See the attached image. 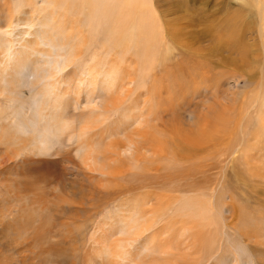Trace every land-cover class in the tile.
<instances>
[{"label": "rangeland", "instance_id": "374dc122", "mask_svg": "<svg viewBox=\"0 0 264 264\" xmlns=\"http://www.w3.org/2000/svg\"><path fill=\"white\" fill-rule=\"evenodd\" d=\"M259 1L264 8V0ZM141 2L140 8H120L123 26L145 18L124 37L121 29L114 35L115 18L110 17L115 12L79 15L74 10L77 16L72 11L69 18L46 10L50 27L64 37L60 44H67L60 27L69 22L74 25L68 36L80 45L52 88L48 79L29 83L39 67L35 56L9 83L22 34L30 40L44 29L30 16L31 8L44 9L40 0H0V264H117L114 247L125 239L123 218L132 210L147 213L148 232L128 247L139 254L135 261L129 257V264H264V39L248 33L264 24L257 2ZM14 3L26 12L19 22ZM198 17L207 20L194 24ZM152 22L166 49L157 50V62L145 50L146 42L161 40L147 33ZM204 30L212 33L209 39L201 37ZM226 31L247 44L246 58L206 52L211 42L218 46L212 36ZM37 56L41 63L48 61L49 69L53 61ZM63 59L54 60L57 70ZM92 74L96 86L91 92L76 86ZM62 123L68 125L64 131ZM185 135L197 140L193 148ZM174 140L193 158L176 163L167 153ZM82 141L90 151L84 152ZM186 169L193 177L175 183L198 190L165 193L159 177ZM189 198L211 203L201 214L215 223L206 234L208 244L201 242L192 217L199 208L182 210V216L178 211L182 204L176 200ZM46 248L52 249L50 256ZM38 255L48 263L37 261Z\"/></svg>", "mask_w": 264, "mask_h": 264}, {"label": "bare ground", "instance_id": "6f19581e", "mask_svg": "<svg viewBox=\"0 0 264 264\" xmlns=\"http://www.w3.org/2000/svg\"><path fill=\"white\" fill-rule=\"evenodd\" d=\"M18 1V0H17ZM21 1V0H20ZM257 2V8H256V13L258 15V20L262 23L264 22V8L262 6V3L259 1V0H254ZM21 3V2H18V4ZM14 8H15V11H14V14L17 16V22L20 21V19H22V17L24 15H26V12H21V9H20V5H17L16 3H14ZM142 5V2L141 0H40V6L44 9L42 10V12L38 13L35 11L34 8H31V12H30V16L32 17V19L34 20L35 18H38V27H41V28H44V29H38V33L36 36H33L32 39H28V37L30 36L28 33H23L22 34V38L18 41V47H19V53H18V58H16V62L14 64L13 67H11V69L9 70V73H10V81L9 83L10 84H13L14 83V80H13V75H16V74H19L20 71L24 68L25 66V60L29 57H36L39 59V57L37 55H40V56H45L47 57L49 60H52L53 62H50L51 66L49 69H45V66L48 65V61H44L43 63L39 62V60L37 59V62H38V65L39 67H37L36 71L33 72L32 77H33V80H31L29 83L34 85L35 83L37 82H40V81H43L45 79H48V86L49 87H54L55 85H57L59 83V73L61 72L62 69L66 68L68 66L69 63H71L70 61L73 60L74 58L77 57V53L79 52V48H80V45L78 42L74 43V42H71L68 34L71 32L70 31V28L72 25H74V23H69V22H65L61 27H60V30L62 29L63 31L66 32V37H65V43H67L66 45H61L60 43L62 42L63 38L64 37H60V34L58 33L57 35L55 34V32L52 30V28L50 27V23L49 21H47V19H45V16H44V13L47 12L46 10H51L53 12H50V16H54V13H60L61 11L62 12H65L67 14V17H72V15H69L70 12H72L71 14H74V10H76V13L77 14H81L82 12H86V13H92L93 15L95 14H98L97 11L99 12L100 10L104 11V12H107V13H116L114 15V17H110L113 21V19L115 20L114 23L112 24L113 25V31L115 32L114 35L116 34L117 30L118 29H121L124 34H122L121 36L124 37V36H130L129 34L134 30V28L136 27V25H139L138 23H142L145 18H141L139 19L138 21L134 20L131 22L130 25H125L123 26V21H120V15H119V12H120V8H123V6H129L131 8H140ZM230 5V3H229ZM232 5V4H231ZM230 5V6H231ZM224 8V7H223ZM229 8V6H228ZM245 8V7H244ZM178 10V9H177ZM224 10V9H223ZM188 11V10H187ZM234 11V10H233ZM118 12V13H117ZM231 13V12H230ZM111 14V15H112ZM75 15V14H74ZM73 15V16H74ZM99 15V14H98ZM105 16V14H103ZM112 15V16H113ZM233 15V13H232ZM42 16V19L40 18ZM77 16V15H75ZM103 16V17H104ZM203 16V15H202ZM209 16V15H208ZM206 17V16H205ZM248 19V18H247ZM207 20V19H206ZM205 18L203 17H198L196 19H194V24H202L204 23L205 21ZM230 20V19H229ZM16 22V23H17ZM228 24L230 22H227ZM258 23V21H257ZM29 23H27L28 25ZM145 24V23H144ZM171 24V23H169ZM191 24V23H190ZM211 24V23H210ZM232 24V23H231ZM106 25V24H105ZM121 25V26H120ZM156 24H154L153 22L152 23H149L148 24V30H147V33H149L150 31H152V33H156V36L157 38H161L158 37V30L157 28L155 29V26ZM235 25V24H234ZM111 26V24H109V27ZM229 26V25H228ZM105 27H108V24L107 26ZM213 27V26H212ZM248 27V26H247ZM35 27L31 28L32 30H34ZM210 28V27H209ZM227 28V27H226ZM237 28V27H236ZM228 29V28H227ZM238 29V28H237ZM109 30V29H108ZM223 30V29H222ZM236 30V29H235ZM37 31V29H36ZM131 31V32H130ZM160 31V30H159ZM211 31V30H210ZM134 32V31H133ZM179 32V31H178ZM217 32V31H216ZM250 32V34H253L254 32V35L255 37H259L261 39H264V24L263 25H259V28L258 30L254 31L253 28H250L248 30V33ZM110 33V32H109ZM247 33V32H246ZM105 34H108L105 32ZM132 34V33H131ZM110 35V34H108ZM171 37H173L172 39L174 40V38H176V36L178 35L177 34V31L174 30V31H171L170 33ZM201 37L202 38H205V37H208L209 39V36L212 35V33H210L208 30H204L201 34ZM214 35V34H213ZM24 36V37H23ZM44 36V37H43ZM107 36V35H105ZM132 37V36H131ZM253 37V38H255ZM163 38V37H162ZM159 40L157 42V45H155L154 43L150 44V42H146V53H147V56L148 58L151 59L152 62H157V57L159 56V52L157 50H159L160 47H164L165 49V43L163 42L164 39ZM212 38H216V41H217V44L218 46H216L215 44H213L211 42V46L207 47L205 50L207 53H213V52H217V53H220V55L225 52V53H231V54H236L240 57H243L245 56L246 58V54H247V50H248V46H246L247 44L241 42L239 39H240V36L237 35V34H234L233 31H226V32H223V33H220V34H217L215 37L212 36ZM258 38V39H259ZM166 39V38H165ZM260 40V39H259ZM131 41V39H130ZM167 41V40H166ZM175 41V40H174ZM215 41V42H216ZM123 42V41H122ZM131 43V42H130ZM255 43V42H254ZM264 43H262L261 45H263ZM122 45V43L120 44ZM46 46V50L45 51H35L34 48L37 47H45ZM70 46V47H69ZM157 46V47H156ZM215 46V47H214ZM69 47V48H68ZM142 47V46H141ZM262 48H264V46H261ZM243 49V51H241V49ZM198 49V48H197ZM143 50V49H142ZM166 50V49H165ZM193 50V49H192ZM199 50V49H198ZM29 51H31L32 53H30ZM65 51L68 52V57L66 59V57L64 58V56H66L67 53H64ZM196 51V50H195ZM204 51V50H203ZM36 52V53H35ZM43 52V53H41ZM164 52V51H163ZM186 52V51H185ZM193 52V51H192ZM187 53H190V52H187ZM198 53V52H197ZM196 53V54H197ZM202 53V52H201ZM205 53V51H204ZM206 53V54H207ZM244 53V54H243ZM36 54V55H34ZM205 54V55H206ZM214 54V53H213ZM198 55V54H197ZM202 54H200V57L203 58L201 56ZM210 55V54H209ZM146 56V55H145ZM191 56V55H190ZM189 57V56H188ZM36 58H33V59H36ZM59 60L60 59H63L64 61H62L61 63V67L59 68V70L56 69V66L57 65V61L54 62V60ZM164 58V57H163ZM7 60V55H5L4 57V61ZM58 60V61H59ZM166 61V60H165ZM232 61V60H231ZM36 63V61H34ZM228 62V61H227ZM198 63V62H197ZM31 64V63H29ZM225 65L224 63V59L222 58V63L221 65ZM60 65V63H59ZM180 65V64H179ZM223 65V66H224ZM36 66V65H35ZM53 66V67H52ZM55 66V67H54ZM28 68V67H27ZM194 68V67H193ZM110 71V70H107V72ZM172 72V71H171ZM169 73V72H167ZM111 74V73H110ZM167 75V74H166ZM171 76V75H170ZM174 76V75H173ZM175 77V76H174ZM169 78V77H168ZM172 78V77H171ZM170 79V78H169ZM169 79H168V84H169ZM79 81H77L78 83ZM172 83V82H170ZM159 84V83H158ZM167 84V85H168ZM173 84V83H172ZM78 86V88L80 87H83L84 88H87L89 92H91L95 86H96V79L95 77L93 76L92 74V77L87 81L86 84H83V82H80L79 85H76ZM158 86V85H157ZM165 87V86H164ZM167 87V86H166ZM154 88V87H153ZM80 90V89H79ZM78 90V91H79ZM159 90V88H158ZM169 90V89H167ZM179 91V90H178ZM150 92V91H149ZM165 92V91H164ZM178 97V96H177ZM184 97V96H182ZM181 97V98H182ZM173 101V100H172ZM169 104V103H167ZM89 105V104H88ZM179 105V103H178ZM171 107V106H169ZM166 108V107H165ZM173 108V107H172ZM177 108V107H176ZM175 108V109H176ZM140 111V110H139ZM166 111V110H165ZM142 114V113H141ZM139 117H137V119L140 118V112H138L137 114ZM175 115V114H174ZM173 116V114H172ZM130 117V116H129ZM144 117V115H143ZM142 117V118H143ZM140 120V119H139ZM203 121L205 122V124H207V120L203 118ZM160 122V121H158ZM65 123V122H64ZM68 123V122H67ZM90 124V123H89ZM97 124V123H96ZM63 126H61V131L65 130L68 128V125H65L62 123ZM160 125V124H158ZM248 125V124H247ZM85 126V125H84ZM162 126V125H161ZM251 126H253L251 124ZM87 127V126H86ZM259 127V126H258ZM95 128V127H94ZM100 128V127H99ZM257 128V127H255ZM206 129V128H205ZM204 129V130H205ZM252 129V128H251ZM262 129V128H260ZM79 130H81L79 128ZM78 130V131H79ZM254 130V129H252ZM175 131V130H174ZM81 133V132H79ZM77 132V134H79ZM190 133V132H189ZM249 133V132H248ZM264 133V132H263ZM46 134V133H45ZM93 134V133H92ZM193 134V133H192ZM258 134V133H257ZM256 134V135H257ZM80 135V134H79ZM246 135V134H245ZM249 135V134H248ZM255 135V136H256ZM195 136V135H194ZM194 136H193V139H194ZM225 136V135H224ZM261 136V135H260ZM185 139L184 141H186L188 138L191 140V138L188 136V135H185ZM196 137V136H195ZM45 138V137H44ZM91 138V137H90ZM246 138V137H245ZM261 138V137H260ZM224 141V137L222 138ZM183 140V139H182ZM257 140V139H256ZM259 140V139H258ZM197 141V140H196ZM195 141V142H196ZM87 142V140H86ZM181 142V141H180ZM195 142H192L191 140V144H188V147L190 148H193L194 147V144ZM83 143V141H82ZM90 143V142H89ZM88 143V144H89ZM190 143V142H189ZM197 143V142H196ZM208 143V142H207ZM259 143V142H258ZM172 144V143H171ZM187 144V143H186ZM206 144V142L204 143ZM262 144V143H261ZM90 145V144H89ZM89 145H86V143L80 147L83 148L84 152H87V151H90V147ZM64 146V145H63ZM184 146V145H182ZM178 144H176L175 140H174V143H173V148H169L167 150V153L171 155V157L173 158V160L178 163V162H186L188 161L189 159L193 158V154L192 152L189 151V148L188 147H182ZM202 146V144H201ZM205 146V145H204ZM202 146L201 148L203 149ZM227 146V145H226ZM79 147V148H80ZM261 147V146H260ZM46 149L48 148L47 146L45 147ZM44 150V148H43ZM48 150V149H47ZM87 150V151H86ZM125 150V149H124ZM126 151V150H125ZM166 151V150H165ZM227 152V150H226ZM195 153V152H194ZM86 155V154H85ZM84 155V156H85ZM223 155L225 156V154L223 153ZM82 157L81 159H83V161L85 162V157ZM93 156V155H92ZM87 158V157H86ZM223 158V157H222ZM85 159V160H84ZM224 159V158H223ZM83 162V163H84ZM204 163V162H203ZM207 164V163H206ZM100 165V164H99ZM102 165V164H101ZM94 169V168H93ZM166 173V172H165ZM168 174V173H167ZM188 177H193V171L192 169H186V170H183V171H176L174 173H172V175H161L159 177V180L161 181L160 182V186L161 188H164L162 190H164L165 193H180V192H192V191H197L198 190V187L194 186V185H188V184H180V182L178 183H175L177 181H183V179H190ZM146 182V181H145ZM130 186V185H129ZM133 190V189H132ZM208 190V189H207ZM206 190V191H207ZM112 193V192H111ZM110 193V194H111ZM13 194V193H12ZM11 194V195H12ZM114 194V193H113ZM9 195V194H8ZM17 197V196H16ZM150 197V196H149ZM166 198V196H164ZM14 199V198H13ZM184 199V198H183ZM81 200V199H80ZM144 200V199H143ZM198 200V199H197ZM200 200V199H199ZM209 199H206L205 202H200V201H194L193 199H190L188 201H182V200H176V202L180 203L181 207L179 206L178 204V211L181 212V216L183 214V211L182 210H188L190 212H194L195 210V207L196 209L199 210V214L197 213V215L195 213H192V217L196 220H198V224H196L195 227H198L199 228V232H201L203 235L200 236V239H201V242L203 241L204 244H208L209 242H211V238H210V235H208V233L210 232L211 233V226L213 228V220L207 218L206 219V215L205 216H202L201 214L207 210V207H208V212L210 210V207H211V203L208 201ZM15 201V199H14ZM85 201V200H84ZM145 201V200H144ZM143 201V202H144ZM155 201V200H154ZM82 202V201H81ZM80 202V203H81ZM149 203V201H147ZM166 202H170L169 200H166L165 201V208H167V204ZM142 203V202H141ZM133 206V205H130V207ZM147 206V205H146ZM198 207V208H197ZM213 208V207H212ZM148 209V208H147ZM151 209V208H150ZM172 211V210H171ZM175 211V210H174ZM206 212V211H205ZM206 212V213H208ZM126 213V212H125ZM147 214L146 212H143V210L141 211H136V210H132V213L130 214H127V216H125L123 218V221H124V232H122L125 236V239L123 240H120L118 242V244L116 245L115 248V253L117 254L116 257H117V264H124L123 262H126L127 264L128 263V259L129 257L130 258H134V261L139 258V254L137 255H133L129 250H128V247L132 245V243H134V240L138 237H141L142 235L146 234L145 232H148L147 230V227L145 226V221H144V218L143 216ZM201 215V216H200ZM184 216V215H183ZM192 217L190 218L192 220ZM149 221V220H148ZM152 222V221H151ZM200 222V223H199ZM197 229V228H196ZM205 230V231H204ZM97 235H101L100 232L96 233ZM122 234V235H123ZM207 234V235H206ZM146 236V235H145ZM149 236V235H148ZM40 237V236H39ZM101 237V236H100ZM145 238V241L146 242H143L144 244L147 243V240L146 237ZM100 239V238H99ZM104 242V241H103ZM202 242V243H203ZM38 243L37 240H34V244ZM42 243V242H41ZM32 246V245H31ZM34 246V245H33ZM41 247V246H40ZM132 248V247H131ZM95 249V248H94ZM40 250V249H39ZM52 250V249H51ZM50 249L46 248V250H44V253L47 255V256H50L52 254V251ZM134 250V249H133ZM134 252V251H132ZM39 253V252H38ZM40 255L37 256V261L39 259V262H43V263H48V260L46 259H41L39 258ZM34 258V259H35ZM132 263V262H131ZM132 264H144V262L142 263H132Z\"/></svg>", "mask_w": 264, "mask_h": 264}]
</instances>
